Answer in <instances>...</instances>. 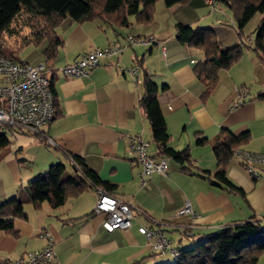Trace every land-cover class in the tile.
Returning <instances> with one entry per match:
<instances>
[{"label": "crops", "instance_id": "1", "mask_svg": "<svg viewBox=\"0 0 264 264\" xmlns=\"http://www.w3.org/2000/svg\"><path fill=\"white\" fill-rule=\"evenodd\" d=\"M128 21L121 26L101 18H65L57 28L62 44L53 60L44 54L47 39L30 44L37 52H27L20 61L49 64L52 68L46 75L54 79L57 105L47 131L56 145L49 146L18 127L9 130L11 143L0 150V202L15 196L52 164H64L66 173L73 175L71 157L75 155L83 158L103 182L114 186L107 194L131 206V226L105 229L106 214L93 213L100 189L96 187H89L56 208L47 201L40 208L26 203L28 218L14 220L18 236L0 231V264L40 250L47 243L41 236L45 230L55 241L60 264H166L174 261L172 255L155 254L140 227L161 228L181 250L193 247L226 224L259 220L264 225V96H259L264 93V60L253 48H246L230 68L220 70L218 83L203 98L205 85L195 65L204 60V52L176 38V25L182 23L211 29L223 46L238 45L242 39L232 11L222 0H214L213 4L189 0L171 6L158 0L150 22H140L134 15H129ZM251 21L243 29L245 36H249ZM128 34L151 35L157 41L131 46L117 56H102L87 76L61 73L63 66L83 53L120 43ZM135 64L142 67L133 74L127 68ZM146 73L159 87L170 145L190 152L198 174L186 173L181 164L161 156L158 158L168 160L167 173H153L145 184L141 183L142 167L131 151L130 138L140 136L148 142L150 155L159 154L139 104ZM240 89L249 96L233 107ZM222 129H231L236 135L249 132L250 139L236 149L263 155V161L254 167L256 176L234 153L226 167L227 177L242 188L244 195L228 191L214 177L221 166L212 144ZM198 138L207 140L199 144ZM187 199L194 214L178 215ZM258 264H264V253Z\"/></svg>", "mask_w": 264, "mask_h": 264}, {"label": "trees", "instance_id": "2", "mask_svg": "<svg viewBox=\"0 0 264 264\" xmlns=\"http://www.w3.org/2000/svg\"><path fill=\"white\" fill-rule=\"evenodd\" d=\"M157 1L0 0V56L20 61V52L25 46L37 45L43 39H47L48 46L44 54L48 60H53L57 56L58 47L62 44L57 28L65 18L69 17L75 21L101 18L123 26L129 23L128 16L134 15L138 21L146 23L152 20ZM188 1L164 0L167 6ZM222 1L232 11L242 39L240 44L226 47L218 41L211 29L182 23L176 25V38L180 43L204 52V60L195 65L198 78L205 85L203 98L208 96L218 83L220 70L230 68L240 59L246 48H253L264 60V0ZM256 14L260 15V20L253 37L252 35L245 36L243 29ZM5 34L13 37V40L8 41ZM250 37H252L251 41H249ZM46 67L47 74L52 68L49 64H46ZM49 80L50 88L55 95L54 79L49 77ZM142 84L144 94L139 104L145 111L154 141L159 147L157 157H167L181 164L186 173L198 174L191 164L190 152L176 150L170 145L166 119L158 99L157 83L146 73ZM259 96H264V93H259ZM55 105H57L56 97ZM249 139V132L236 135L231 129H222L212 144L214 154L221 166L215 172L214 177L228 191L239 192L243 195L242 188L227 177L226 167L233 157V151ZM206 140V138H198V143L204 144ZM10 143L7 131L0 128V150ZM71 158L76 161L75 164L72 163L75 169L73 175L66 173L64 164H52L45 174L22 186L15 196L0 202V231L18 236L14 229V220L28 218L25 212L26 203L31 202L35 208H40L41 204L47 201L56 208L89 187L100 188L107 193L112 192L114 186L103 182L98 174L86 165L83 158L75 155ZM160 230L163 232L161 228ZM172 246L176 248L178 255L167 252L175 259L166 264H258L260 255L264 253V225L259 220L234 222L226 224L216 232L207 234L205 240L193 247L179 250L173 244Z\"/></svg>", "mask_w": 264, "mask_h": 264}, {"label": "built area", "instance_id": "3", "mask_svg": "<svg viewBox=\"0 0 264 264\" xmlns=\"http://www.w3.org/2000/svg\"><path fill=\"white\" fill-rule=\"evenodd\" d=\"M213 4L214 0H206ZM157 40L154 36H136L128 34L120 43H112L105 49L99 47L83 53L77 60L61 68L64 76L83 77L87 76L99 65L100 57L118 55L134 45H149ZM140 66L138 64L127 68L136 74ZM47 67L44 63L31 64L28 62L15 61L11 58L0 56V128L8 131L19 127L28 134L49 146L56 145L48 135L47 128L56 115L55 95L50 88V80L46 75ZM249 93L245 89L238 91V98L233 107H238L245 102ZM130 148L136 154L137 162L141 165V183L153 173L166 174L168 160L152 156L148 151V142L140 136L130 138ZM233 153L239 156L245 163V167L255 176L258 175L255 165L263 161V155L245 149H235ZM76 161L72 160L75 164ZM94 213H105L106 218L103 226L107 231L114 229H127L132 224L133 212L131 206L101 189L98 190V199L93 208ZM194 214L191 202L187 199L178 215ZM140 232L148 240L154 253L165 254L172 252L178 255L176 248L160 229L142 226ZM42 237L47 243L38 251L29 252L23 259L11 261L9 264H60L55 251V241L49 230H45Z\"/></svg>", "mask_w": 264, "mask_h": 264}, {"label": "rangeland", "instance_id": "4", "mask_svg": "<svg viewBox=\"0 0 264 264\" xmlns=\"http://www.w3.org/2000/svg\"><path fill=\"white\" fill-rule=\"evenodd\" d=\"M260 17V15L259 14H256V16L253 18V20L251 21V23H250V29H249V35H254V33H255V31H256V27H255V25H256V22H257V20H258V18ZM5 38H7V40L8 41H12L13 39V37H10V36H8V34H5ZM27 52H29V54H31L32 55V53L33 52H37L36 51V47L34 46V45H29V46H25L23 49H22V51L20 52V58L22 59V58H24V56L27 54ZM7 135L11 138V134H10V131H7ZM13 138V137H12ZM14 148V146H12V149ZM173 259H175V257L174 256H172L171 257V260H173Z\"/></svg>", "mask_w": 264, "mask_h": 264}]
</instances>
